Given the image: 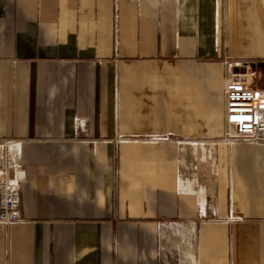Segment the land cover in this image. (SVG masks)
<instances>
[{
	"label": "crops",
	"instance_id": "0c3cea01",
	"mask_svg": "<svg viewBox=\"0 0 264 264\" xmlns=\"http://www.w3.org/2000/svg\"><path fill=\"white\" fill-rule=\"evenodd\" d=\"M264 88V0H0V264H264V144L225 138L227 63Z\"/></svg>",
	"mask_w": 264,
	"mask_h": 264
},
{
	"label": "built area",
	"instance_id": "2783aa9c",
	"mask_svg": "<svg viewBox=\"0 0 264 264\" xmlns=\"http://www.w3.org/2000/svg\"><path fill=\"white\" fill-rule=\"evenodd\" d=\"M224 86L225 138L264 144V89L254 84L256 73L242 61L227 63ZM0 141V149L7 146ZM23 171L11 173L8 160L0 153V222L6 225L20 221L19 185Z\"/></svg>",
	"mask_w": 264,
	"mask_h": 264
},
{
	"label": "rangeland",
	"instance_id": "374dc122",
	"mask_svg": "<svg viewBox=\"0 0 264 264\" xmlns=\"http://www.w3.org/2000/svg\"><path fill=\"white\" fill-rule=\"evenodd\" d=\"M254 84L257 86V87H260V88H263L260 83H259V77H258V74L256 73V76H255V79H254ZM264 89V88H263Z\"/></svg>",
	"mask_w": 264,
	"mask_h": 264
}]
</instances>
